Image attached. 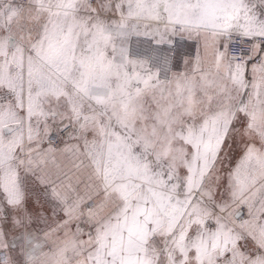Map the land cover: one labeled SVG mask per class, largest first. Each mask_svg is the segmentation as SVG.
Here are the masks:
<instances>
[{"label":"snow or ice","instance_id":"snow-or-ice-1","mask_svg":"<svg viewBox=\"0 0 264 264\" xmlns=\"http://www.w3.org/2000/svg\"><path fill=\"white\" fill-rule=\"evenodd\" d=\"M0 264H264V0H0Z\"/></svg>","mask_w":264,"mask_h":264}]
</instances>
